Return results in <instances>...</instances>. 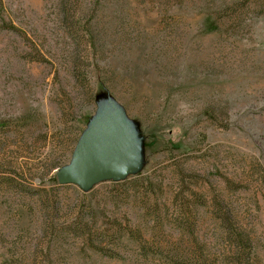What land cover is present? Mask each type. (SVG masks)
<instances>
[{"label":"rangeland","instance_id":"374dc122","mask_svg":"<svg viewBox=\"0 0 264 264\" xmlns=\"http://www.w3.org/2000/svg\"><path fill=\"white\" fill-rule=\"evenodd\" d=\"M108 113L134 169L58 183ZM0 264H264V0H0Z\"/></svg>","mask_w":264,"mask_h":264},{"label":"water","instance_id":"95a60500","mask_svg":"<svg viewBox=\"0 0 264 264\" xmlns=\"http://www.w3.org/2000/svg\"><path fill=\"white\" fill-rule=\"evenodd\" d=\"M132 146L117 115H101L81 134L71 161L56 170L57 181L86 189L103 179H121L135 167Z\"/></svg>","mask_w":264,"mask_h":264}]
</instances>
